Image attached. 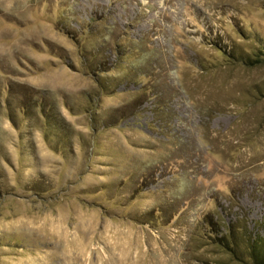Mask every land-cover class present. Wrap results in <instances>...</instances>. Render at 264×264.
I'll return each instance as SVG.
<instances>
[{
	"label": "rangeland",
	"instance_id": "rangeland-1",
	"mask_svg": "<svg viewBox=\"0 0 264 264\" xmlns=\"http://www.w3.org/2000/svg\"><path fill=\"white\" fill-rule=\"evenodd\" d=\"M260 42L264 0H0V264H239L203 218L264 240Z\"/></svg>",
	"mask_w": 264,
	"mask_h": 264
},
{
	"label": "trees",
	"instance_id": "trees-1",
	"mask_svg": "<svg viewBox=\"0 0 264 264\" xmlns=\"http://www.w3.org/2000/svg\"><path fill=\"white\" fill-rule=\"evenodd\" d=\"M75 33L77 34V32ZM71 36L74 37V35ZM259 45L260 48L257 50L258 58L254 60L255 64L264 62V42H260ZM221 50L224 54L232 56L224 47ZM83 57L87 71L93 73L96 79L101 77L97 74L102 71V69H106V66L97 59L94 61L96 55L92 56L88 53ZM100 85L102 93L103 90L104 92L108 91L103 84L100 83ZM43 104L44 101L40 98L37 105L32 101L31 103H28V107L24 109L28 111L31 106H37L40 109L42 116L44 115L43 117H51V111L49 110L52 108H50V106L46 107ZM47 114H49V116ZM203 222L208 226V233L211 235L210 238L212 243L225 249L236 262L239 264H264V240L262 238L253 235L251 236L248 232L242 229V226L237 227L230 224L223 226L220 224L221 222L213 220L210 215L205 216ZM219 229L223 230L220 231Z\"/></svg>",
	"mask_w": 264,
	"mask_h": 264
}]
</instances>
